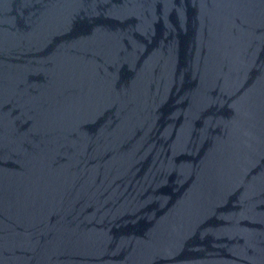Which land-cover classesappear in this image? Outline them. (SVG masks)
Returning a JSON list of instances; mask_svg holds the SVG:
<instances>
[{
    "label": "water",
    "instance_id": "water-1",
    "mask_svg": "<svg viewBox=\"0 0 264 264\" xmlns=\"http://www.w3.org/2000/svg\"><path fill=\"white\" fill-rule=\"evenodd\" d=\"M0 264H264V0H0Z\"/></svg>",
    "mask_w": 264,
    "mask_h": 264
}]
</instances>
